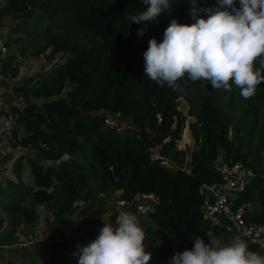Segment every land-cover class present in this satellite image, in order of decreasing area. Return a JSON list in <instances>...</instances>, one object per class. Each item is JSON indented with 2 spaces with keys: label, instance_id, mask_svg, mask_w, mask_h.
Wrapping results in <instances>:
<instances>
[{
  "label": "trees",
  "instance_id": "16d2710c",
  "mask_svg": "<svg viewBox=\"0 0 264 264\" xmlns=\"http://www.w3.org/2000/svg\"><path fill=\"white\" fill-rule=\"evenodd\" d=\"M196 6L217 4L196 0ZM145 8L142 0H5L0 5V22H15L13 38L3 45L9 53L0 60V88L19 74L17 51L22 59L65 60L13 89L22 107L11 108L14 124L3 161L14 150L21 154L11 177L1 174L0 230L6 223L34 226L42 208L52 218L47 219L51 233L58 235L53 243L8 250L19 257L17 264H78L77 246L93 241L103 223L96 230L87 222L69 234L61 228L78 214V204L94 201L102 211L107 202L123 204L120 211H103L105 221L114 223L121 211L138 217L145 251L151 253L148 264H169L174 254L191 250L196 236L208 243L205 232L225 243L240 237L211 225L200 210L201 186L221 182L215 166L220 155L253 174L245 192L233 198L232 209H242L246 223L264 225V83L245 99L235 85L225 91L205 81H178L182 90L173 91L150 80L143 60L148 40L160 42L173 19L187 25L195 20L190 0H170L155 21L131 23L128 17ZM199 18L207 14L201 11ZM141 28L144 35L138 36ZM179 101L186 104V115ZM187 118L194 143L188 171L168 169L164 160L185 164L186 154L176 144ZM138 198L150 200L144 217ZM240 238L250 251L264 255Z\"/></svg>",
  "mask_w": 264,
  "mask_h": 264
},
{
  "label": "clouds",
  "instance_id": "9594fccd",
  "mask_svg": "<svg viewBox=\"0 0 264 264\" xmlns=\"http://www.w3.org/2000/svg\"><path fill=\"white\" fill-rule=\"evenodd\" d=\"M142 2L145 10L129 16L131 23L155 21L170 0ZM190 4L194 23L173 19L160 42L148 40L144 76L173 91L182 90L178 81H205L214 90L230 91L235 85L243 98L253 96L264 83V0H216L217 7L206 9L198 8L196 0ZM201 11L207 19H197ZM102 223L93 241L77 246L78 264H148L151 253L145 251V232L135 214L121 211L114 223ZM205 235L208 243L196 236L191 250L174 254L169 264H264V255L250 251L240 237L225 243L212 232Z\"/></svg>",
  "mask_w": 264,
  "mask_h": 264
},
{
  "label": "rangeland",
  "instance_id": "374dc122",
  "mask_svg": "<svg viewBox=\"0 0 264 264\" xmlns=\"http://www.w3.org/2000/svg\"><path fill=\"white\" fill-rule=\"evenodd\" d=\"M5 0H0V5H2ZM15 26V22L6 18L0 22V60L8 54L3 45L8 38H13L10 31ZM18 48H13L15 51ZM18 55V61L20 62L19 74L14 80H8L6 83L8 87L6 89L0 88V107L6 112L7 115L11 117V108L12 107H22V103L16 99V96L13 94V89L17 86H21L26 81L34 76L42 75L45 72L52 70L56 65L63 63L62 57H57L53 61H48L43 56H40L37 59L32 58L30 55L26 56L25 59L21 58L20 52H16ZM1 79V77H0ZM179 111L186 115L187 106L183 101H179L178 105ZM13 120V119H12ZM186 125L182 132L181 139L176 144V149L179 151H184L186 154L185 164L179 166L172 161L164 160L163 164L171 170L177 168H182L184 171L187 169V161L189 158V153L194 147V143L191 137V133L188 128V123L190 119H186ZM21 153L18 151L10 152V157L2 161V174L4 178H9L12 175L13 162L16 160ZM23 155L26 152L22 153ZM154 158L156 156H153ZM140 208L139 213L141 216H145V213L151 208L149 205L150 200L147 198H138L137 199ZM79 210L78 214L75 217L69 219V221L61 228L65 234H69L72 230L82 225L86 226L87 222L94 223L95 229H99L102 224V220L105 221L108 214L103 211L114 212L120 211L122 203L112 204L107 202L103 205V211L99 207L97 201H94L93 204H78ZM39 219L37 223L33 225H24L19 224L16 227L10 226L6 223L0 230V264L13 263L17 264L19 257L15 258V254L7 253L8 250H15L18 248L28 247L32 244L45 245L57 241L58 235L52 234V227L49 225L52 220L51 216L47 214L42 208L38 209ZM15 261V262H14Z\"/></svg>",
  "mask_w": 264,
  "mask_h": 264
},
{
  "label": "built area",
  "instance_id": "2783aa9c",
  "mask_svg": "<svg viewBox=\"0 0 264 264\" xmlns=\"http://www.w3.org/2000/svg\"><path fill=\"white\" fill-rule=\"evenodd\" d=\"M1 80V79H0ZM13 120L0 107V196L2 187V161L5 154V141L12 131ZM216 170L221 182L214 185H202V217L213 226L221 227L234 236L246 238L250 243L264 250V225L246 223L243 210L232 209V200L245 192L253 174L241 164L230 165L220 155L216 161Z\"/></svg>",
  "mask_w": 264,
  "mask_h": 264
}]
</instances>
